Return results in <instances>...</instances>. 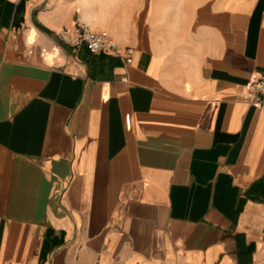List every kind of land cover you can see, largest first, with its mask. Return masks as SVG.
Wrapping results in <instances>:
<instances>
[{
    "label": "crops",
    "instance_id": "1",
    "mask_svg": "<svg viewBox=\"0 0 264 264\" xmlns=\"http://www.w3.org/2000/svg\"><path fill=\"white\" fill-rule=\"evenodd\" d=\"M254 76L264 0H0V264H264Z\"/></svg>",
    "mask_w": 264,
    "mask_h": 264
},
{
    "label": "built area",
    "instance_id": "2",
    "mask_svg": "<svg viewBox=\"0 0 264 264\" xmlns=\"http://www.w3.org/2000/svg\"><path fill=\"white\" fill-rule=\"evenodd\" d=\"M59 39L76 50L87 48L94 55L115 56L132 62L133 50L122 53L105 30H94L90 26L77 21L72 29L58 34ZM247 101L258 108L264 109V77L254 76L246 86Z\"/></svg>",
    "mask_w": 264,
    "mask_h": 264
}]
</instances>
